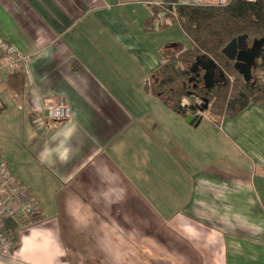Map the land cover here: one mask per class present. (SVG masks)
I'll return each mask as SVG.
<instances>
[{
  "label": "crops",
  "instance_id": "1",
  "mask_svg": "<svg viewBox=\"0 0 264 264\" xmlns=\"http://www.w3.org/2000/svg\"><path fill=\"white\" fill-rule=\"evenodd\" d=\"M81 1L0 0V43L31 56L21 100L40 180L14 178L41 219L17 230L0 264H264V107L190 126L146 90L162 49L189 43L152 47L144 28L142 48L99 13L105 2ZM90 15L97 48L83 56L69 34ZM43 96L64 97L70 119L49 121Z\"/></svg>",
  "mask_w": 264,
  "mask_h": 264
},
{
  "label": "trees",
  "instance_id": "2",
  "mask_svg": "<svg viewBox=\"0 0 264 264\" xmlns=\"http://www.w3.org/2000/svg\"><path fill=\"white\" fill-rule=\"evenodd\" d=\"M167 9L170 12L173 9L171 13L175 19L172 18V24L179 26L188 40L189 48L160 55L166 58L167 64L159 67L151 77V85L146 86L147 92L183 119L193 116L207 100V110L209 104L217 108L211 119L215 125L224 117H236L249 105L264 107V79L261 77L264 76V42L251 68L249 82L243 80L235 71L234 62L222 53L233 39L243 35L247 37L246 43L251 45L254 41L264 40V0H230L222 6L176 5ZM152 20H146L144 25L151 26ZM198 57L212 60L224 80L204 89L201 76L194 78L190 71ZM228 76L234 77L231 88ZM191 78L195 82H190ZM3 84L21 97L27 85L26 73H8ZM185 100H191L190 105H186ZM17 230L14 223L5 221V232L14 244Z\"/></svg>",
  "mask_w": 264,
  "mask_h": 264
},
{
  "label": "rangeland",
  "instance_id": "3",
  "mask_svg": "<svg viewBox=\"0 0 264 264\" xmlns=\"http://www.w3.org/2000/svg\"><path fill=\"white\" fill-rule=\"evenodd\" d=\"M85 1L89 2L90 0ZM100 2L101 3H97V0H91L89 3L91 4V8H96L105 2L104 4H107L105 7H107L108 10L99 13L102 16L111 18L113 22L116 21V26L119 31H125L127 35H131L134 38L133 44H139L140 47L142 46L143 48L144 44L140 43L141 40L137 39L138 35L136 30L144 31L145 28L149 31L153 28L149 32L154 36L150 35L148 38L150 39V46L152 47H155L154 42L158 41L161 42L160 44L172 41V43L179 42L185 47L188 45V40L179 26L176 23L172 24V18L175 19L171 13L173 9L171 12L167 9L168 6L174 8L176 5H171L168 2L149 3V0H100ZM142 4H144V6ZM146 4H150V6H146ZM145 11L151 14L148 19L153 18L151 26H145L143 19H141L144 17ZM73 14L74 13H71V15ZM94 18V15H90L82 19L81 23H77V26L73 27L69 34L71 35V39H76L80 42L83 51H86L82 52L83 56L86 55L85 53L91 52L93 49L97 48V24ZM164 25L166 27L162 29ZM250 46L251 44H247V48H250ZM176 50L178 49L167 47L162 49L160 55L167 51L170 53V51ZM160 61V67L167 64L165 57L161 56ZM98 62L101 64L100 61ZM128 73L130 74V70ZM261 77L264 79V76ZM227 79L229 80L231 88L234 84V77L228 76ZM3 83L4 81L0 83V159L8 165L13 176L21 179L24 184L29 186L31 182H34L35 178L40 180V175L37 174L38 169H36L34 163L35 149L32 148L31 144L36 137L37 129L32 123L34 119H31V117L29 118L31 109L29 108L28 102L21 100L22 96L19 97L15 95L5 87ZM150 85L151 78L149 81V86ZM43 98L44 96L39 98L40 104ZM190 102L191 100L184 101L186 105H190ZM215 110L217 111V108L209 104V110L201 114L197 112L196 114L204 115L211 120ZM36 117L37 119L43 120V116L39 112L38 114L36 113ZM35 201L37 202V199H35Z\"/></svg>",
  "mask_w": 264,
  "mask_h": 264
},
{
  "label": "built area",
  "instance_id": "4",
  "mask_svg": "<svg viewBox=\"0 0 264 264\" xmlns=\"http://www.w3.org/2000/svg\"><path fill=\"white\" fill-rule=\"evenodd\" d=\"M31 56L20 53L13 45L0 43V83L6 74L26 71ZM41 111L55 123L70 119V108L62 96H46ZM14 223L18 229H27L41 221L37 203L31 192L11 174L8 165L0 159V254L12 253L15 244L5 232V221Z\"/></svg>",
  "mask_w": 264,
  "mask_h": 264
},
{
  "label": "water",
  "instance_id": "5",
  "mask_svg": "<svg viewBox=\"0 0 264 264\" xmlns=\"http://www.w3.org/2000/svg\"><path fill=\"white\" fill-rule=\"evenodd\" d=\"M246 35L233 39L222 51L223 55L234 62L235 71L242 76L245 82H249L251 79V68L255 59L259 54L262 41H254L250 48H247ZM191 73L194 78L201 76L204 89L212 88L217 82L215 81L216 74L220 72L216 64L205 57H198L195 63L191 66ZM220 77L224 80L223 74L220 72ZM194 78L189 81L192 82ZM207 110V100H204L202 107L198 109V113H203ZM186 123L190 126H197L201 121L199 114H194L185 119Z\"/></svg>",
  "mask_w": 264,
  "mask_h": 264
},
{
  "label": "flooded vegetation",
  "instance_id": "6",
  "mask_svg": "<svg viewBox=\"0 0 264 264\" xmlns=\"http://www.w3.org/2000/svg\"><path fill=\"white\" fill-rule=\"evenodd\" d=\"M250 47H251V46H250ZM217 76H218V78L220 77L219 74H218V75L216 74V77H217ZM193 81L195 82V80H193ZM193 81H192V82H193ZM221 81H222V79H221ZM202 106H203V105H202ZM198 107H199V106H198ZM199 108H200V107H199ZM197 112H198V110L195 111V114H196Z\"/></svg>",
  "mask_w": 264,
  "mask_h": 264
}]
</instances>
